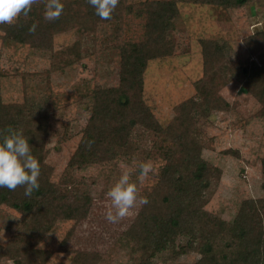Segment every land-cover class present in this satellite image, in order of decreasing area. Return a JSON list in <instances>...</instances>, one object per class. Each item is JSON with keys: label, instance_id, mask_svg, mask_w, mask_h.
Wrapping results in <instances>:
<instances>
[{"label": "trees", "instance_id": "16d2710c", "mask_svg": "<svg viewBox=\"0 0 264 264\" xmlns=\"http://www.w3.org/2000/svg\"><path fill=\"white\" fill-rule=\"evenodd\" d=\"M177 1L18 0L16 16L0 21L2 46L53 51L55 36L74 30L73 61L85 57L81 49L87 37L92 51L112 48L119 55L118 84H97L82 95L89 101V117L57 180L47 159L51 110L34 109L27 99L5 102L0 86V215L11 211L18 221L8 240L0 242V261L45 264L52 250L40 243L51 229L60 221L72 222L60 242L66 245L75 226L92 212L90 186L96 182L79 172L93 164L109 169L104 195L124 164L122 191L115 193L136 199L138 207L116 243L128 246L131 264H164L183 257L192 258L187 264H264V156L259 159L262 194L244 198L235 215L225 218L207 208L208 189L221 180L223 169L203 156L208 144L200 126L202 118L232 113L239 106L222 93L228 85L225 63L242 90L258 102L254 116L264 118V28L242 39L249 56L235 64L220 39L200 38L202 75L194 81L196 91L176 103L170 120L162 124L144 99V73L150 60L177 51L167 26L179 14ZM193 1L230 10L257 0ZM67 131L68 126L61 139ZM223 153L241 156L232 147ZM150 162L156 163L152 170ZM145 174L153 182L142 186ZM70 250L71 264L104 260L99 251Z\"/></svg>", "mask_w": 264, "mask_h": 264}, {"label": "rangeland", "instance_id": "374dc122", "mask_svg": "<svg viewBox=\"0 0 264 264\" xmlns=\"http://www.w3.org/2000/svg\"><path fill=\"white\" fill-rule=\"evenodd\" d=\"M177 3L179 14L167 24L169 37L176 42L177 51L171 56L150 60L144 73V99L162 124L168 123L176 103L193 96L196 91L194 81L202 75L200 38L220 39L225 44L229 62L235 64L244 62L249 56L242 39L264 28L262 0L230 10L193 0H178ZM18 4V0H0V21L13 19L18 12ZM76 40L77 32L74 30L58 34L53 51L31 48L26 44L2 46L0 40L3 100L27 99L34 109L51 110V135L47 142L51 150L47 159L54 167V180L63 173L79 140L80 130L89 117V101L82 100V95L97 84L105 86L119 82V55L116 50L99 51L97 48L92 51L93 43L87 37L81 49L85 57L81 61H73ZM228 65L225 63L224 71L228 85L222 93L230 102L238 101L239 106L232 113L216 112L202 118L200 126L208 144L203 156L223 169L221 180L213 181L208 189L207 208L229 219L235 215L244 198L262 194L259 159L264 156V118L254 116L259 109L258 102L242 90ZM67 126V138L61 139ZM146 138L148 140V133ZM228 147L239 149L241 156L225 155L223 150ZM148 164L151 170L156 166L155 162ZM118 170L121 175L110 184V191L104 195H101V190L109 169L93 164L79 172L89 182H96L90 186L94 197L92 212L89 218L75 226L65 241L66 245L60 242L72 222L60 221L51 229L40 243V247L52 250L45 264H71L72 248L99 251L104 256L100 264H131L128 246L116 241L137 211L138 202L115 193V190L122 189L121 180L127 167L120 164ZM140 179L142 186L153 182L150 174ZM7 212L0 215L1 243L8 240L18 222L14 212ZM190 261L191 257H183L177 262L164 264H187ZM0 264L13 262L4 259Z\"/></svg>", "mask_w": 264, "mask_h": 264}]
</instances>
